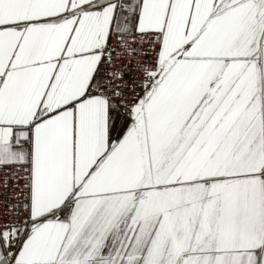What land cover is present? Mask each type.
<instances>
[{
    "label": "snow or ice",
    "instance_id": "6c2138e0",
    "mask_svg": "<svg viewBox=\"0 0 264 264\" xmlns=\"http://www.w3.org/2000/svg\"><path fill=\"white\" fill-rule=\"evenodd\" d=\"M0 264H264V0H0Z\"/></svg>",
    "mask_w": 264,
    "mask_h": 264
}]
</instances>
